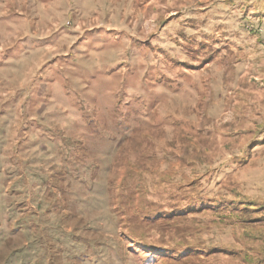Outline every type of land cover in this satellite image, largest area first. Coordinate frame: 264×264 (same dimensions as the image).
Instances as JSON below:
<instances>
[{"label":"rangeland","instance_id":"1","mask_svg":"<svg viewBox=\"0 0 264 264\" xmlns=\"http://www.w3.org/2000/svg\"><path fill=\"white\" fill-rule=\"evenodd\" d=\"M243 262L264 0H0V264Z\"/></svg>","mask_w":264,"mask_h":264},{"label":"trees","instance_id":"2","mask_svg":"<svg viewBox=\"0 0 264 264\" xmlns=\"http://www.w3.org/2000/svg\"><path fill=\"white\" fill-rule=\"evenodd\" d=\"M248 208H251V210H252V206H250V207H247V208H245V210L243 209V210H244V212H242V214L248 213V212H249V210H247ZM251 210H250V211H251ZM237 226H239V227H235V229H237V228H238V230H240V229H242V228H243V227H240V225H237ZM211 249H212V248H211ZM211 249H209V250H207V251H211ZM219 249H220V250H219V251H220V253H221V254H223V253L221 252V248H219ZM239 253H240V251H239ZM239 253H238V254H239ZM238 254H237V255H238ZM247 254H251V252L247 251ZM223 255H224V254H223ZM249 257H250V256H249ZM243 264H244V262H243ZM255 264H256V263H255Z\"/></svg>","mask_w":264,"mask_h":264}]
</instances>
